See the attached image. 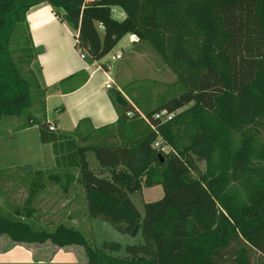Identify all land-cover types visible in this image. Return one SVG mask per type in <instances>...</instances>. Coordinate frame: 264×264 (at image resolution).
<instances>
[{"label": "trees", "instance_id": "16d2710c", "mask_svg": "<svg viewBox=\"0 0 264 264\" xmlns=\"http://www.w3.org/2000/svg\"><path fill=\"white\" fill-rule=\"evenodd\" d=\"M42 3L78 33L76 47L94 61L136 36L173 71L183 92L147 111L146 120L115 93L117 124L95 128L84 120L73 132L57 129L46 117V88L30 67L23 69L26 59L30 66L37 58L28 30L25 60L11 46L28 11ZM117 9L124 19L114 18ZM34 90L46 119L29 121L40 141L52 145L57 168L79 172L88 230L98 219L124 235L137 233L142 243L128 245L121 258L112 256L120 243L98 248L82 229L60 223L51 231L26 222L45 188L40 172L23 207L0 187L7 202L0 206L1 238L11 245L80 246L88 264H264V0H0V124L30 110ZM161 112L175 116L163 122L155 117ZM158 138L170 153L154 147ZM88 150L111 179L89 169ZM64 176L48 180L67 191L74 175ZM156 186L164 196L146 203L142 217L131 195Z\"/></svg>", "mask_w": 264, "mask_h": 264}, {"label": "crops", "instance_id": "0c3cea01", "mask_svg": "<svg viewBox=\"0 0 264 264\" xmlns=\"http://www.w3.org/2000/svg\"><path fill=\"white\" fill-rule=\"evenodd\" d=\"M116 12L121 17L119 20L125 18L122 11L117 9ZM26 28L37 52L34 65L40 83L47 90L46 117L62 131L73 132L84 120H89L95 128L117 124L119 112L112 101L115 93L124 96L141 118L146 120L142 107L145 105L138 102V94L143 95L144 87L135 89L132 86L142 79L138 78L139 75L135 76V71L139 70L141 73L143 68L154 67L153 76L157 78L156 82L160 83L161 87L174 84L167 80L161 81L164 75L168 73L173 75L172 70L164 62L161 67H156L154 64L157 56L151 46L135 41V37L131 35L126 36L117 45L112 51L111 58L106 62H104L105 58L100 62L94 61L87 53L83 59L80 50L76 47L78 33L73 32L47 3H42L28 11ZM126 38L127 42L121 46ZM116 55H120V58L111 61ZM109 61L111 67L107 68L105 65ZM83 76H87V80L73 89ZM108 83H111V89L106 88ZM155 87L152 88L153 96L157 98L160 94V102L146 110L157 108L169 100L167 88L158 92ZM159 188L162 187L144 188L141 191L153 189L159 191ZM0 264H86V261L71 248H57L49 255H45L39 254L27 245H11L9 240L0 237Z\"/></svg>", "mask_w": 264, "mask_h": 264}, {"label": "rangeland", "instance_id": "374dc122", "mask_svg": "<svg viewBox=\"0 0 264 264\" xmlns=\"http://www.w3.org/2000/svg\"><path fill=\"white\" fill-rule=\"evenodd\" d=\"M114 18L121 19L120 15L115 12ZM127 38L123 41L127 42ZM28 45V34L26 25L20 26L18 31L12 40V50H14L17 60H25L26 54L24 48ZM152 48V47H150ZM153 49V48H152ZM155 52V51H154ZM109 54L104 62L111 58ZM157 61L156 67H161L163 63L162 58L156 54ZM26 62L23 65L24 71L27 72L30 67L37 76H39L37 68L34 65V61L29 64ZM159 64V65H158ZM154 68V67H153ZM151 69L143 68L141 73L135 71V76L141 80L136 85H132L135 89H141L143 95L138 94L140 104L145 106L143 115L150 110H146L150 107H155L160 102V94L157 98L153 96L152 88L155 86V90L162 92L168 89L169 99L179 95L183 92L182 86L178 83L176 75L168 73L163 76L161 81L166 80L169 83H174L165 88L160 86V83L156 82L157 78L153 75L155 71ZM174 76V78L172 77ZM173 78V79H172ZM157 88V89H156ZM170 92H173L170 94ZM35 96L33 98V106L21 117L6 118L0 124V187L3 193L9 194L11 201L17 205L23 207L29 196V190L31 183L35 177L36 172L42 173L43 181L45 182V188L42 189L34 196L31 203V208H35L36 212L31 218H24L28 223L36 224L41 227H45L48 230H54L56 225L63 223L67 226L82 229L89 238L91 236L94 239V243L98 248H101L102 244L106 241L116 242L122 245V249L119 252H115L112 256L127 257L126 247L128 245L142 243L141 236H130L120 233L111 224L93 219L92 224L87 228L88 217L86 214V200L85 192L82 183L79 181V172L74 169L68 171L58 169L56 165V157L50 144H44L40 141V133L38 127H33L29 121V116L34 120H44V101L40 94V91L34 90ZM54 126V124H51ZM165 153H170V149H166ZM86 160L89 169L100 178L111 179V170L104 168L98 160L95 151L88 150L86 152ZM199 168L202 172H205V163H200ZM69 172L74 175V180L71 182L67 191H63L60 184L55 181H49L48 178L51 175L61 176V179H65V173ZM153 190L138 191L131 195V199L135 206L141 213L142 217L145 215V204L149 202L158 201L163 198V189L159 188ZM0 206L7 207L6 198L0 194ZM4 240H8L2 237ZM35 249L39 254L49 255L53 250L57 249L51 242L47 241L42 244L34 243L27 245ZM67 248L74 249L79 253L87 263L86 253L83 247L70 246Z\"/></svg>", "mask_w": 264, "mask_h": 264}, {"label": "built area", "instance_id": "2783aa9c", "mask_svg": "<svg viewBox=\"0 0 264 264\" xmlns=\"http://www.w3.org/2000/svg\"><path fill=\"white\" fill-rule=\"evenodd\" d=\"M115 12H116V10L114 11V13H115ZM99 28H100V30H103V29H104V27H103L102 25H100ZM134 37H135V38H134L135 41H139V39H138L136 36H134ZM79 50H80V49H79ZM80 52H81V57L84 59L85 56H86V52H85L84 50H80ZM118 58H120V55H116L115 57H112L111 61H114V60H116V59H118ZM110 63H111L110 61L107 62L105 66H106L107 68H110V67H111V66H110ZM106 88H107V89H111V88H112L111 83H108V84L106 85ZM128 116H132V113H129ZM174 116H175V114L167 115L166 112H161V113L157 114L155 117H156V118H161V119L163 120V122H169V121H171V120L174 118ZM51 129L54 130V127H52ZM153 129H154V128H153ZM154 147H155L156 149H159V150L161 149L163 152H165L166 149H169V148L164 144V141L162 140V138H158V140H157L156 143L154 144Z\"/></svg>", "mask_w": 264, "mask_h": 264}, {"label": "water", "instance_id": "95a60500", "mask_svg": "<svg viewBox=\"0 0 264 264\" xmlns=\"http://www.w3.org/2000/svg\"><path fill=\"white\" fill-rule=\"evenodd\" d=\"M161 158H162V157H161ZM162 160H163V158H162ZM163 161H164V160H163ZM132 236H133V237H136V236H137V233H136V234H133Z\"/></svg>", "mask_w": 264, "mask_h": 264}]
</instances>
